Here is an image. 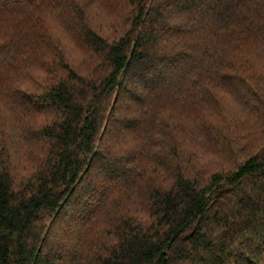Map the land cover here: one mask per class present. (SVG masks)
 <instances>
[{
	"label": "trees",
	"instance_id": "trees-1",
	"mask_svg": "<svg viewBox=\"0 0 264 264\" xmlns=\"http://www.w3.org/2000/svg\"><path fill=\"white\" fill-rule=\"evenodd\" d=\"M0 264H264V0H0Z\"/></svg>",
	"mask_w": 264,
	"mask_h": 264
}]
</instances>
